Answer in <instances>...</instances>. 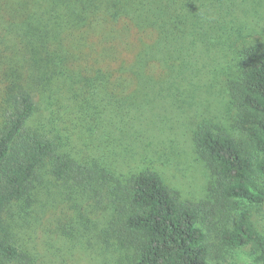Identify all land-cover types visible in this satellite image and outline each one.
<instances>
[{"label": "trees", "instance_id": "16d2710c", "mask_svg": "<svg viewBox=\"0 0 264 264\" xmlns=\"http://www.w3.org/2000/svg\"><path fill=\"white\" fill-rule=\"evenodd\" d=\"M228 47L237 48V71L223 82L246 141L207 121L194 135L215 175L217 209L181 200L154 171L78 160L38 122L55 92L72 109L118 116L140 91L173 97L198 76L206 54ZM130 48L137 52L124 63L120 54ZM48 181L106 199L108 233L99 240L131 251L129 264H222L212 262L201 227L216 210L225 220L221 248L251 247L264 264L252 213L264 206V48L229 32L228 0H0V264H38L8 217L12 207L38 202Z\"/></svg>", "mask_w": 264, "mask_h": 264}, {"label": "rangeland", "instance_id": "374dc122", "mask_svg": "<svg viewBox=\"0 0 264 264\" xmlns=\"http://www.w3.org/2000/svg\"><path fill=\"white\" fill-rule=\"evenodd\" d=\"M228 30L241 32L251 45L264 48V0H228ZM129 34L133 47L136 33ZM236 49L206 54L198 65V76L183 83L173 97L158 89L148 97L140 91L137 98L120 106L118 116L112 108L99 115L72 109L67 95L55 92L53 100H48L49 109L42 105L38 122L60 137L65 151L78 160L89 157L126 173L154 171L181 200L208 202L217 209L215 175L197 153L194 135L197 125L207 121L246 141L235 129L236 111L225 87L228 82L224 83L228 78L223 76L237 71ZM136 52L137 48L122 50L120 59L130 63ZM50 183H45L47 189L38 202L11 208L8 221L19 247L37 258L38 264H129L131 251L99 240L108 233L106 199L95 200L76 187ZM252 213L256 229L264 236V206L252 208ZM211 215V221H201V227L208 236L212 262L260 264L251 247L221 248L217 232L225 220L218 210Z\"/></svg>", "mask_w": 264, "mask_h": 264}]
</instances>
